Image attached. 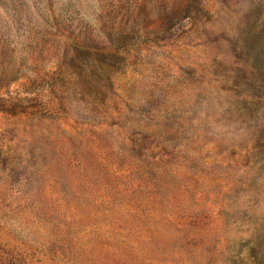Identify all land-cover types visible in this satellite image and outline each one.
I'll return each instance as SVG.
<instances>
[{"label": "rangeland", "instance_id": "1", "mask_svg": "<svg viewBox=\"0 0 264 264\" xmlns=\"http://www.w3.org/2000/svg\"><path fill=\"white\" fill-rule=\"evenodd\" d=\"M0 264H264V0H0Z\"/></svg>", "mask_w": 264, "mask_h": 264}]
</instances>
